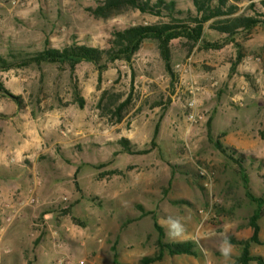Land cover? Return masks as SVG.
<instances>
[{
	"label": "rangeland",
	"instance_id": "1",
	"mask_svg": "<svg viewBox=\"0 0 264 264\" xmlns=\"http://www.w3.org/2000/svg\"><path fill=\"white\" fill-rule=\"evenodd\" d=\"M25 1L24 6H12L10 0H0L2 55L11 50H40L46 40L59 48L71 43L104 47L114 29L147 20L139 13L108 22L96 20L87 8L95 6L97 0ZM175 1L180 9L194 10L191 0ZM230 1L242 10L249 4L247 0ZM257 6L248 14L263 12L259 2ZM205 35L210 40L221 37L208 27ZM263 42L264 29L258 27L246 42L248 55L238 73L230 75L231 46L220 50L196 46L187 55L184 41L175 40V64H186V71L180 73V86L167 102L170 94L163 62L156 43L146 40L132 64L139 98L131 116L116 126L99 117L101 91L91 64L79 65L76 71L84 108L70 104L71 80L66 67L43 64L0 72L2 86L22 96L19 106L0 93V113L8 116L0 119V230L4 229L0 231V264H19L20 260V264H112L114 253L119 264H138L157 250L154 218L164 230V241L172 242L164 226L168 216L181 218L185 224L184 241L199 240L198 255L165 253L154 264H223L218 251L221 240L251 235L249 228L240 227L246 224L251 207L236 166L227 163L208 142L206 121L215 111L213 131L226 133L224 144L243 159L254 192L264 195V72L252 53ZM121 70L115 85L127 91L132 72L125 65ZM118 76L116 68L110 69L106 84ZM192 83L205 93L189 95ZM158 122L157 148L145 155L122 151L118 144L121 138L129 139L133 149L149 148ZM104 163L107 165L99 167ZM115 168L123 174L98 178ZM198 170L205 176L200 180L204 191L196 183ZM74 178L81 191L76 189ZM37 182L41 193L36 191L38 186L33 189ZM229 186L234 187L231 194L226 193ZM31 193L40 198L39 206L24 204ZM234 201L239 203L236 217H224L222 225L214 226L210 222L213 204L228 209ZM69 205L71 214L61 213ZM138 206L150 214H143ZM42 212H47L44 234L34 245L39 233L31 221L34 214ZM8 213L14 215L9 222L5 220ZM71 215L85 225L74 222ZM128 220L130 223H125ZM260 226L263 243H252L250 251L264 257V214ZM18 228L22 231L16 245L8 239ZM15 247L22 252L21 258L10 257ZM238 254L234 248L233 259ZM5 256L11 260L5 262Z\"/></svg>",
	"mask_w": 264,
	"mask_h": 264
},
{
	"label": "trees",
	"instance_id": "2",
	"mask_svg": "<svg viewBox=\"0 0 264 264\" xmlns=\"http://www.w3.org/2000/svg\"><path fill=\"white\" fill-rule=\"evenodd\" d=\"M194 10L180 9L177 7L175 0H97L95 6H89L87 11L90 16L96 20L108 22L113 19L127 16L132 13H139L147 20L128 25L122 29H114L110 37L106 40L104 47L91 46L83 43H71L63 47H52L49 42L45 41V47L32 52H23L22 50H11L7 55L0 54V72L14 70H23L33 66H42L43 64H55L59 68H67L70 72L72 100L70 104L84 108L85 99L81 93V88L77 80V68L84 63L91 64L97 71V87L100 90V97L97 102L99 117L104 119L106 124L116 126L122 123L126 118L131 116L135 109L136 101L139 94L133 85L135 73L133 70V60L140 51L146 40L154 41L157 45L159 56L163 62L166 77L168 80L169 98L174 94L177 87L180 86V71L175 67L173 55V42L175 40L184 41L190 55L196 46L205 50H220L226 46L234 49V55L230 58L229 74L238 73L239 66L243 63L248 55L246 42L249 37L260 27L264 29V10L257 16L248 14L249 10L258 9L257 3L264 8V0H247L249 4L245 9H241L237 3L230 0H191ZM241 1V0H240ZM257 12V11H256ZM218 32L221 37L210 40L205 35V29ZM253 56L259 59L260 68L264 72V42L255 50H252ZM128 67L130 74L132 72L131 83L128 90L116 88L115 83L123 72L121 66ZM116 68L119 76L106 84L105 75L110 70ZM121 75V76H120ZM253 86V85H252ZM254 88H258L254 86ZM0 93L4 97L13 100L17 105H21L22 96L12 94L7 88L0 83ZM163 100L156 103L159 106ZM213 111L206 121L207 139L225 158L227 163L236 166V172L243 189L244 197L251 207L246 218V224L242 228H249L251 235L246 239H239L234 236L227 237L237 249L238 255L235 256V264H264V257L261 255L251 254L250 247L252 243L262 244L260 237V220L264 214V195H257L252 188L251 175L244 165L241 157H236V152L226 146L223 138L226 136L224 131L215 133L213 131ZM8 116L0 113V119H7ZM160 123L155 126L153 137L149 148L136 150L132 148L131 142L127 138L118 140L123 152L127 154L145 155L157 148V138L159 136ZM264 138V130L261 131ZM107 165L101 164L99 167ZM202 168H207L205 163H201ZM200 167V166H199ZM78 171V170H77ZM75 173V177L77 174ZM120 169H110L109 171L98 176L112 177L113 175H122ZM195 177V176H194ZM205 176L200 170L196 173V183L200 190L204 191V186L200 183ZM76 189L81 191L79 183L74 178ZM234 191L233 186H229L227 194ZM239 203L233 202L230 208H225L219 203L212 206V216L210 222L214 226H220L223 223L222 218L234 219ZM69 205L61 210L63 214H71ZM143 214H150L138 206ZM40 213L42 219L44 214ZM74 222L84 226L85 223L74 215H71ZM125 223H130V220ZM125 224L124 227L127 225ZM154 229L157 231L156 252L151 256H144L138 264H154L163 259L165 253L170 256L191 255L197 256V244L193 240H187L180 243L165 242V233L162 226L154 218ZM44 232L35 238L34 245H38L43 237ZM30 264V261L27 262ZM112 264H119L118 255L113 254Z\"/></svg>",
	"mask_w": 264,
	"mask_h": 264
},
{
	"label": "clouds",
	"instance_id": "3",
	"mask_svg": "<svg viewBox=\"0 0 264 264\" xmlns=\"http://www.w3.org/2000/svg\"><path fill=\"white\" fill-rule=\"evenodd\" d=\"M164 226L166 227V236L170 241L175 243L184 242L186 237V228L181 218L168 216L164 220ZM193 242L199 246L198 239ZM218 251L223 259V264H235V260L233 259L234 245L227 237L221 240Z\"/></svg>",
	"mask_w": 264,
	"mask_h": 264
},
{
	"label": "built area",
	"instance_id": "4",
	"mask_svg": "<svg viewBox=\"0 0 264 264\" xmlns=\"http://www.w3.org/2000/svg\"><path fill=\"white\" fill-rule=\"evenodd\" d=\"M10 3H11L12 6H24L26 1L25 0H10ZM175 67L181 73H183V71L184 72L186 71L185 70L186 64L185 65L177 64ZM189 87H190V89L188 90V92H189L188 94L189 95L190 94H194V92H198V94H201V95L205 93V91L203 90L202 87H197L196 84H194V83L190 84ZM195 97L193 99H195ZM189 105L192 106L193 103L190 102ZM192 117H193V115L189 116V119L192 120ZM63 199H65V198H63ZM24 204L26 206L37 207V206H39L41 204V200H40V198L38 196L32 195V193H31L29 195V197L25 200ZM5 207L8 208L9 205L5 204ZM13 218H14V215L9 214V213L5 216V220L7 222L11 221ZM46 218H47L46 214H44L42 219L40 218L39 215H35V214L33 215V219L31 221V223H32V226H33V229L35 230V232L37 231L39 234L41 233V231L44 232L43 227H44V225L46 223L45 222ZM3 230L4 229L2 227L0 231H3ZM79 264H83V261L79 262Z\"/></svg>",
	"mask_w": 264,
	"mask_h": 264
},
{
	"label": "crops",
	"instance_id": "5",
	"mask_svg": "<svg viewBox=\"0 0 264 264\" xmlns=\"http://www.w3.org/2000/svg\"><path fill=\"white\" fill-rule=\"evenodd\" d=\"M26 164H24L25 166ZM26 168H28V166L26 165ZM39 185V182L35 183L33 189L34 191L36 190V187ZM42 187L40 188L39 186L37 187V192L39 191L41 193V190ZM22 230H19V228L17 230H14V231H11L12 233V237H10L8 240L11 241V243L13 242V244H16V245H19V235L21 233ZM24 253V252H23ZM24 255V254H23ZM10 257L13 259V257H16V258H21L22 257V252L19 253V250L18 248L15 247V250L13 251L12 255H10ZM11 258L9 259H6V256H5V262H7L8 260H11ZM20 263H22V260H20ZM19 263V264H20ZM25 263V262H24Z\"/></svg>",
	"mask_w": 264,
	"mask_h": 264
}]
</instances>
